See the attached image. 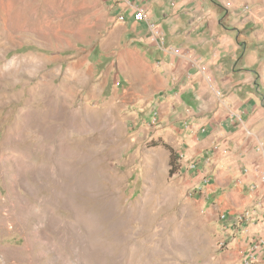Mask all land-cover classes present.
I'll return each instance as SVG.
<instances>
[{
    "label": "rangeland",
    "instance_id": "rangeland-1",
    "mask_svg": "<svg viewBox=\"0 0 264 264\" xmlns=\"http://www.w3.org/2000/svg\"><path fill=\"white\" fill-rule=\"evenodd\" d=\"M158 1L165 50L122 0H0V264H240L252 224L188 196L169 57L187 52L208 85L219 65L264 85V0H206L200 16Z\"/></svg>",
    "mask_w": 264,
    "mask_h": 264
},
{
    "label": "crops",
    "instance_id": "crops-1",
    "mask_svg": "<svg viewBox=\"0 0 264 264\" xmlns=\"http://www.w3.org/2000/svg\"><path fill=\"white\" fill-rule=\"evenodd\" d=\"M127 1L133 6L145 9L149 14L147 10L150 9L145 5L148 0H140L141 3H138L139 0ZM175 1L177 0L173 3ZM122 2L126 5L125 14H128L130 7L125 0ZM180 2L186 14L200 16L206 0ZM157 3L158 11H168L166 0ZM122 17L124 18V15ZM148 19L152 22L149 17ZM142 24L146 26L145 23ZM214 57L211 62L215 65L221 64L218 63L220 56L215 54ZM169 58L179 95L183 93L185 102L183 115L180 116L184 123L178 128V134L183 136L185 144L183 167L190 172L189 189L195 190V196L199 194L202 203L211 201L212 208L207 210L210 218L221 213L224 216H221L222 219L233 221L234 213L253 205L256 196L251 193V187L262 189L256 176V171L264 170V85L260 79L262 76L259 78V73L249 70H236L234 66L230 72H224L219 65L217 69L221 73L218 79L208 85L205 73L212 74L209 70L204 73L192 67L190 63L193 61L190 59ZM201 64L205 65L203 60ZM256 79L260 82H256ZM213 88L219 90L218 96L221 93L224 96L220 106L215 104L216 97L213 100L208 94ZM192 161L197 163L196 171L186 168L187 163ZM256 215L257 224L250 225L245 234L240 233L233 239L232 244L239 252V258L249 248L252 240L264 238V206ZM237 226L239 227L238 223Z\"/></svg>",
    "mask_w": 264,
    "mask_h": 264
},
{
    "label": "built area",
    "instance_id": "built-area-1",
    "mask_svg": "<svg viewBox=\"0 0 264 264\" xmlns=\"http://www.w3.org/2000/svg\"><path fill=\"white\" fill-rule=\"evenodd\" d=\"M125 1L128 3L130 9L132 10L133 21L136 23H145L153 40H155L156 42L157 47L161 50H165L163 32L156 24L150 22V20L148 19V14L145 11V9L138 6H133L127 0ZM119 20L124 21V18L121 16ZM174 56H177L182 59H188L187 52L175 53ZM199 70L204 72L203 71L204 68H201ZM217 94L219 95V93ZM158 118H159L158 112H153L152 115L150 116L149 126L155 127L158 124ZM248 135L250 136L249 133ZM257 149L260 150L259 147ZM186 168L189 171H196L197 163L194 161L188 162ZM256 176L258 177L261 183L262 189H259L256 186L251 187L250 189L251 193L255 194L256 196L254 203L252 205L253 208L249 210L245 209L240 212L234 213V217L237 220L238 224L241 223L255 224L256 210H259L264 206V170L256 171ZM195 194L196 193L193 188L189 189V194H188L189 197H195ZM222 218H224V216H222ZM220 247L225 248L226 244L221 243ZM261 253H264V238L258 237L255 240H252L249 245V248L240 255L239 262L240 264H257Z\"/></svg>",
    "mask_w": 264,
    "mask_h": 264
},
{
    "label": "trees",
    "instance_id": "trees-1",
    "mask_svg": "<svg viewBox=\"0 0 264 264\" xmlns=\"http://www.w3.org/2000/svg\"><path fill=\"white\" fill-rule=\"evenodd\" d=\"M171 150V149H170ZM176 158L174 157V152L171 150V162L169 174L173 175L177 171Z\"/></svg>",
    "mask_w": 264,
    "mask_h": 264
}]
</instances>
